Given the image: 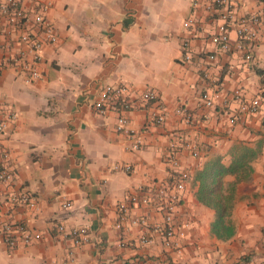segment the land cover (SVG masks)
Here are the masks:
<instances>
[{
    "label": "crops",
    "instance_id": "crops-1",
    "mask_svg": "<svg viewBox=\"0 0 264 264\" xmlns=\"http://www.w3.org/2000/svg\"><path fill=\"white\" fill-rule=\"evenodd\" d=\"M230 1L236 17L260 19L249 61L234 47V27L231 49H217L212 40L217 15L194 9L192 0L21 2L29 19L47 6L45 18L58 41L44 45L37 81L25 83L14 70L0 69V117L6 110L16 114L0 132V159L9 153L13 173L11 183H0V264H264V102L256 113L243 114L232 98L240 89L251 99L264 82V0ZM187 19L193 23L185 28ZM28 27L33 30L31 23ZM9 38L16 48L14 36L0 33V43ZM211 80L218 83L215 103L202 108L199 94L210 89ZM107 84L129 87V110L93 108ZM145 90H152L156 101L141 100ZM157 103L163 106V125L153 120ZM178 107L193 113L195 122L184 123ZM120 113L128 118L131 135L116 130ZM172 137L189 139L200 151L197 157L180 153V166L189 174L186 202L176 211L177 222L187 223L180 254L165 248L162 236L151 230L162 218L155 203L129 207L128 217H144L148 226L126 220L117 227L120 203L139 187L140 196L152 198L164 184ZM237 145L251 149V169L234 186L232 233L219 238L211 231L215 211L197 200L194 175L210 158L228 163ZM235 180L224 177L225 183ZM18 189L36 197L37 209L8 201ZM5 223L23 224L40 237L11 248L2 241ZM59 224L66 233L57 231ZM80 226L89 229L90 240L74 246L67 232ZM142 236L152 241L142 244ZM10 238L17 241L18 233Z\"/></svg>",
    "mask_w": 264,
    "mask_h": 264
},
{
    "label": "built area",
    "instance_id": "built-area-1",
    "mask_svg": "<svg viewBox=\"0 0 264 264\" xmlns=\"http://www.w3.org/2000/svg\"><path fill=\"white\" fill-rule=\"evenodd\" d=\"M22 1L25 0H4L0 3V14L4 17L5 22L0 25V33L14 36L13 41L17 45L16 48H13L10 38L8 41L0 43V69L14 70L22 76L25 83H32L41 77L39 65L43 60L42 49L44 45L56 44L58 36L45 18L46 5L39 6L35 15L29 19L24 9L20 6ZM192 7L194 9L202 7L205 12H213L217 15L218 23L212 35V40L219 51L226 52L231 49L229 31L230 27H234L238 38L234 46L235 49L243 52L246 61L251 59V44L258 38V25L260 23L258 15L236 17L233 12V3L230 0H192ZM30 23L33 30L28 27ZM192 23L191 19H187L184 22V27L188 28ZM38 33H40V36ZM183 47L186 49L184 57L189 59L190 52L187 50L189 47L187 41L183 42ZM214 57L213 54L208 55L210 60L214 59ZM209 83L210 89L204 90L199 94V105L202 108H210L215 103L218 83L216 80H211ZM129 96L130 90L128 86L124 84L118 86L107 84L103 86L98 94L93 103V108L99 113H105L112 106L120 105L121 111L124 112L129 110L131 106ZM139 98L143 101L152 102L156 101V94L152 90H145L139 94ZM232 98L237 100L241 113L254 114L264 102V82L251 99H246L240 89L233 91ZM176 113L182 117L186 124L195 122L194 114L190 113L185 107H178ZM15 117L16 114L12 110L4 111L2 117H0V132ZM153 120L157 125L164 124L165 116L163 114V106L160 103H157ZM116 130L127 135L132 134L129 120L122 113L117 117ZM133 148H139L138 142L133 144ZM182 150L187 151L192 157H197L200 154L198 145L189 139H180L178 137L169 139L167 153L164 157L167 175L164 184L157 189L155 196L152 198L149 195L140 196L139 193L143 191L140 187L138 192L129 195L125 202L118 205L119 221L117 222V227H120L126 220L131 225L146 227L148 226L146 218L128 217L129 207L138 203H155L161 212L162 218L159 223H154L150 226L151 230L162 236L165 248L173 250L177 254L182 252V240L185 237V228L187 227V223L181 224L176 220L177 207L186 202V182L189 177L188 171L180 166V153ZM9 161V153L3 152L0 159V183L4 185L11 183L13 180ZM123 169L129 171L131 167L124 165ZM8 201L11 204L23 205L32 210L37 209L36 197L26 190L11 191L8 195ZM68 205V202L62 204L63 207ZM57 231L66 233L63 224L57 226ZM12 232L18 233L17 241L10 238ZM1 234L2 241L11 248L18 241L28 244L40 237L39 233L29 230L23 224L5 223L2 225ZM67 235L74 246L83 245L90 240L89 229L86 226L73 227L67 232ZM151 241V237L148 236H142L140 239L142 244H148ZM137 264L146 263L139 262Z\"/></svg>",
    "mask_w": 264,
    "mask_h": 264
},
{
    "label": "trees",
    "instance_id": "trees-1",
    "mask_svg": "<svg viewBox=\"0 0 264 264\" xmlns=\"http://www.w3.org/2000/svg\"><path fill=\"white\" fill-rule=\"evenodd\" d=\"M252 158L249 147L237 145L230 150L228 163H224L221 156H216L203 162L195 171L197 200L215 211L211 231L219 238H227L232 233L230 214L234 204V186L249 174ZM229 174L235 175L236 180L225 183L224 177Z\"/></svg>",
    "mask_w": 264,
    "mask_h": 264
}]
</instances>
